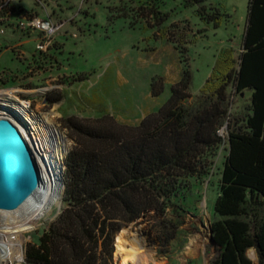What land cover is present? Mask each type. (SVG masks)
Masks as SVG:
<instances>
[{"label":"trees","instance_id":"1","mask_svg":"<svg viewBox=\"0 0 264 264\" xmlns=\"http://www.w3.org/2000/svg\"><path fill=\"white\" fill-rule=\"evenodd\" d=\"M207 1L183 3L219 28L222 14ZM176 48L181 79L138 125L119 122L100 103L98 117L65 120L74 145L64 160L63 208L27 245V262L114 264L122 229L152 212H189L194 188L210 179L226 150L212 222L217 253L209 264H253L252 258L264 264V0H249L242 49L221 50L197 95L189 51ZM151 86L153 97L164 92L156 80ZM247 91V113L232 125L231 93ZM226 125L224 138L219 131Z\"/></svg>","mask_w":264,"mask_h":264},{"label":"rangeland","instance_id":"2","mask_svg":"<svg viewBox=\"0 0 264 264\" xmlns=\"http://www.w3.org/2000/svg\"><path fill=\"white\" fill-rule=\"evenodd\" d=\"M42 1L45 7L35 0H23L12 6L42 16L49 13L54 20L67 22L58 38L62 45L59 43L58 50L53 51L57 60L44 64L34 61V55L40 57L35 50V37L23 38L12 28L0 26L6 32L0 35V93L33 90L0 95V98L13 106L21 104L29 108L39 130L36 137L46 145L51 141L59 148L62 158L57 160L59 165L53 160V165L63 173L64 160L74 145L65 127L68 117H98L100 103L119 122L138 125L167 102L171 87L181 79L177 46L189 51L193 72L191 92L197 95L211 75L221 50L231 47L238 53L242 49L249 3V0H208L206 5L218 8L222 14L221 25L215 28L199 18L197 8H187L183 0ZM21 42L25 43L19 47L26 52L25 60H20L12 49ZM32 57L33 78L18 76L32 67L29 66ZM40 64L42 68L38 67ZM2 72L7 76L1 78ZM153 80L165 87L159 97L152 95ZM251 95V91L242 96L231 93L229 122L232 125L245 117ZM52 130L56 139L51 137ZM49 151L52 157L54 151L48 147ZM226 155L227 151L222 150L210 179L202 187L194 188L189 212H184L182 217L174 215L171 209L165 216L152 212L123 228L116 237L114 264H122L117 241L139 227L155 239V251L144 253L143 264H209L216 256V247L211 241L203 250L198 251L197 247L210 238ZM62 191L61 199L56 191L58 202L40 216L32 230L24 233L25 247L33 244L37 235L62 211ZM170 234L175 238L170 240ZM251 260L258 264V259Z\"/></svg>","mask_w":264,"mask_h":264},{"label":"water","instance_id":"3","mask_svg":"<svg viewBox=\"0 0 264 264\" xmlns=\"http://www.w3.org/2000/svg\"><path fill=\"white\" fill-rule=\"evenodd\" d=\"M29 118H32V121ZM29 121L34 127L36 126L28 107L21 104L13 106L8 101L0 100V210L2 211L20 209L44 187L43 176L37 163L39 152L35 145L34 134L25 123ZM45 154L47 157L38 155L54 187H58L61 199L64 173L57 166H51L49 162L51 153L45 152ZM57 163L59 165V161ZM57 171L58 175H56ZM139 221L140 219L136 222ZM211 243L215 247L212 228Z\"/></svg>","mask_w":264,"mask_h":264},{"label":"built area","instance_id":"4","mask_svg":"<svg viewBox=\"0 0 264 264\" xmlns=\"http://www.w3.org/2000/svg\"><path fill=\"white\" fill-rule=\"evenodd\" d=\"M23 0H0V26H8L12 28L14 32L21 33L24 37L32 38L35 37L36 41V52L40 55V57L36 58L37 55H34L35 60L37 62H41V64L49 63L52 60H57V56L54 55L53 51L58 50L57 46L60 43L58 41L59 36H61L62 31L65 29L67 22L63 20H54L53 17L46 13L44 16L39 15V13L33 11H25L23 9H15L12 4L21 2ZM37 4L44 6L42 0H35ZM5 29L0 28V35H4ZM76 36V35H75ZM61 44V43H60ZM62 45V44H61ZM21 45L17 48H12L17 52L18 58L20 60H25L26 52L19 49ZM38 66L42 68V66ZM28 72L26 74L18 75L20 77L30 76L33 78V57L32 62L29 63ZM37 67V68H38ZM3 76H7L6 72H2L1 78ZM17 90V89H15ZM31 93L33 90H25L19 89L17 93ZM219 134L222 137L228 136V126H224L220 129ZM35 145L38 149L37 157L40 159L41 157H47L45 152L47 151L46 143L42 141V139L37 138L34 135ZM44 148V151L41 152V148ZM4 219L0 217V231L4 227ZM10 238L13 242L8 241ZM25 239V236H24ZM25 244V242H24ZM24 244H20L18 239L16 238V234H6L0 232V264H30L26 259V247Z\"/></svg>","mask_w":264,"mask_h":264},{"label":"bare ground","instance_id":"5","mask_svg":"<svg viewBox=\"0 0 264 264\" xmlns=\"http://www.w3.org/2000/svg\"><path fill=\"white\" fill-rule=\"evenodd\" d=\"M17 92L18 90L13 89L1 92L0 95L13 94ZM1 99L2 98H0V100ZM30 120L32 121V118ZM25 123L28 129H30V131H33V134L35 136H38L39 130L37 129V127H34L30 121ZM51 137H54V139L57 138V136L54 134V130H52L51 132ZM48 147L49 149H52V151H54V154H52L53 158H49V162L52 166L54 163L53 160H61L62 156L56 144H52L50 141L46 145L47 150ZM43 151L44 148L42 147L41 152ZM49 152L51 153V151ZM37 163L43 176L42 180L44 183V187L40 189V191H38L33 197H31L30 200L20 209L16 211L0 210V217H3L5 224L0 232L6 234L15 233L19 245L22 243L24 244L25 242L24 233L32 230L34 225H36L42 218L40 216L45 214L48 210L51 209L53 205L58 202L56 195V191H58L59 193L58 187H54L55 185L53 184L52 179L45 170V165L38 157ZM56 175H58V171ZM8 241L13 242L14 239L12 240V238H10ZM154 244L155 239L153 238L152 234L143 227L133 229L132 232L123 235L120 240L117 241L118 253L122 257V264H143L146 261L144 259V253L149 251L154 252Z\"/></svg>","mask_w":264,"mask_h":264},{"label":"crops","instance_id":"6","mask_svg":"<svg viewBox=\"0 0 264 264\" xmlns=\"http://www.w3.org/2000/svg\"><path fill=\"white\" fill-rule=\"evenodd\" d=\"M17 33V32H16ZM23 36V35H22ZM23 38H27V37H24L23 36ZM33 38V37H32ZM27 39H31V38H27ZM24 42H21L20 44H18V45H21V47H23L24 46ZM210 242V238H209V236H208V238L206 239V241L204 242V244L202 243V245L201 246H199V247H197L198 248V251H200V250H203L204 249V247H206L207 246V244ZM192 251H196L195 249H191Z\"/></svg>","mask_w":264,"mask_h":264}]
</instances>
